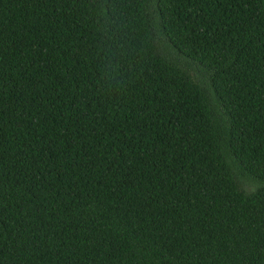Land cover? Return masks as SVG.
Listing matches in <instances>:
<instances>
[{"label":"trees","instance_id":"trees-1","mask_svg":"<svg viewBox=\"0 0 264 264\" xmlns=\"http://www.w3.org/2000/svg\"><path fill=\"white\" fill-rule=\"evenodd\" d=\"M0 264H264V0H0Z\"/></svg>","mask_w":264,"mask_h":264}]
</instances>
